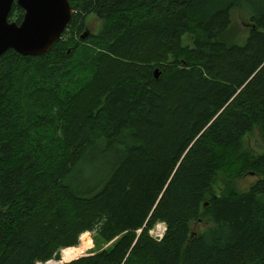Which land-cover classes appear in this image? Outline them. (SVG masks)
<instances>
[{"label": "trees", "instance_id": "obj_1", "mask_svg": "<svg viewBox=\"0 0 264 264\" xmlns=\"http://www.w3.org/2000/svg\"><path fill=\"white\" fill-rule=\"evenodd\" d=\"M68 3L46 53L0 56V264L62 249L64 264H264V0ZM23 15L14 2L9 22ZM255 128L259 154L243 141ZM247 175L246 192L214 193ZM86 232L110 244L77 258Z\"/></svg>", "mask_w": 264, "mask_h": 264}, {"label": "water", "instance_id": "obj_2", "mask_svg": "<svg viewBox=\"0 0 264 264\" xmlns=\"http://www.w3.org/2000/svg\"><path fill=\"white\" fill-rule=\"evenodd\" d=\"M14 2L24 11L19 24L8 20ZM71 13L68 0H0V56L9 49L22 56L43 55L60 39Z\"/></svg>", "mask_w": 264, "mask_h": 264}, {"label": "rangeland", "instance_id": "obj_3", "mask_svg": "<svg viewBox=\"0 0 264 264\" xmlns=\"http://www.w3.org/2000/svg\"><path fill=\"white\" fill-rule=\"evenodd\" d=\"M249 27L250 26H249V22H248L247 12L243 9H240V8L233 9L231 12V24H230V28H229V36L233 37V40L236 41L237 43H241L244 40V38L247 36ZM86 28H87L88 33L97 34L101 29V23H100L99 19H97L94 15H89L86 19ZM182 43L184 45H189L190 41L188 40V38L186 36H184L182 38ZM243 141H244V145L247 148L251 149L255 154H259L262 151V143H261L257 128H255L250 134H248L243 139ZM76 175H77V180H76L75 184L77 183L78 180L79 181L80 180L85 181L86 179H88V177L90 175H92V170L86 166H83V167H81V169L78 170V173ZM255 180H256V177L252 176V175H247V176L243 177L242 179L232 180V181H230V180L228 181L225 177L219 176L216 183L213 186L214 187V193L216 195H222V194L223 195H225V194L231 195V194L243 193L249 189V187L253 184V182ZM263 200H264V198H263ZM202 220H203V222H207L208 225H203V224L197 225L196 223H191V232L193 231V232L198 234L202 230H204L207 226H209V222L207 221V218L204 217ZM163 227L166 230L164 223L158 222L153 226V228H151L148 231V234L152 237L157 228H163ZM165 230H164V232H165ZM86 233H87V237L90 241V247H89V249L85 250L83 254L79 255L77 258L91 254V253H94V252L100 250L101 248L107 247L110 244L109 243V244L105 245L101 240H96V242H94L93 241V238H94L93 234H91L89 232H86ZM80 237H79V239H80ZM79 245H80V240H79ZM62 250L59 251V253L56 257H54L52 260H49L52 262H50L48 264H64V263H67V262H62L63 261L62 257H61ZM75 259H73V260H75ZM36 264H45V263L37 262Z\"/></svg>", "mask_w": 264, "mask_h": 264}, {"label": "built area", "instance_id": "obj_4", "mask_svg": "<svg viewBox=\"0 0 264 264\" xmlns=\"http://www.w3.org/2000/svg\"><path fill=\"white\" fill-rule=\"evenodd\" d=\"M164 227L163 228H157L154 232V235L152 236L156 241H160L164 234Z\"/></svg>", "mask_w": 264, "mask_h": 264}, {"label": "bare ground", "instance_id": "obj_5", "mask_svg": "<svg viewBox=\"0 0 264 264\" xmlns=\"http://www.w3.org/2000/svg\"><path fill=\"white\" fill-rule=\"evenodd\" d=\"M50 262H52V261H49V262H47V263H45V264H48V263H50Z\"/></svg>", "mask_w": 264, "mask_h": 264}]
</instances>
